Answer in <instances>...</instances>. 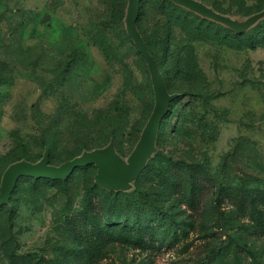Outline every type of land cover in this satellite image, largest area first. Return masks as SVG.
Masks as SVG:
<instances>
[{
    "label": "rangeland",
    "instance_id": "obj_1",
    "mask_svg": "<svg viewBox=\"0 0 264 264\" xmlns=\"http://www.w3.org/2000/svg\"><path fill=\"white\" fill-rule=\"evenodd\" d=\"M119 1L0 0V192L11 165L47 151L59 166L112 143L129 162L155 94ZM192 1L240 27L264 11V0ZM263 23L236 32L142 0L137 28L173 97L146 168L120 191L96 184L95 165L21 178L0 207V264H264L263 30L254 48L237 38ZM107 113L119 119L107 144L94 145L97 128L78 135Z\"/></svg>",
    "mask_w": 264,
    "mask_h": 264
},
{
    "label": "water",
    "instance_id": "obj_2",
    "mask_svg": "<svg viewBox=\"0 0 264 264\" xmlns=\"http://www.w3.org/2000/svg\"><path fill=\"white\" fill-rule=\"evenodd\" d=\"M141 1L130 0L127 30L137 51L147 63L155 94V108L142 133L140 141L129 158V162L124 164L117 158L112 143L105 149L85 152L59 166L51 164L50 152L47 151L44 157L37 163L21 161L11 165L6 170L1 185L0 207L9 205L21 178L65 180L78 168L95 165L97 168L95 176L96 184L107 191H120L128 188L146 168L152 153L156 149L158 133L164 119L168 115L173 97L169 94L165 79L157 62L137 28ZM171 1L192 11L221 21L236 32H245L255 25L259 19L264 18L263 11L251 17L247 24L240 27L229 19L213 14L192 0Z\"/></svg>",
    "mask_w": 264,
    "mask_h": 264
},
{
    "label": "trees",
    "instance_id": "obj_3",
    "mask_svg": "<svg viewBox=\"0 0 264 264\" xmlns=\"http://www.w3.org/2000/svg\"><path fill=\"white\" fill-rule=\"evenodd\" d=\"M127 0H120L116 5L115 8L118 9V14L120 13V10H123L125 5H126ZM262 31L260 33V36H264V23L262 25H259L256 29H253L252 31L246 33V34H242L240 36H238L237 38L239 40H241V48H254L256 47V41L257 38L254 37V33L258 32V31ZM150 49V48H148ZM151 52V54L153 55V57L155 58V54L153 53V51L150 49L149 50ZM156 60V58H155ZM157 62V60H156ZM158 65V63H157ZM159 67V66H158ZM165 120V119H164ZM164 122V121H163ZM119 123V119L116 118L114 115H112V113H107L105 115H102L96 122H91V121H85L82 122V124L79 126L78 131V135H83V137L88 138L90 135L95 134V129H99L100 133L96 134L95 137H97V141H94V145L96 146H100V145H105L107 144V142L110 140L111 137L116 136L117 135V126ZM163 124V123H162ZM80 136V137H81ZM47 146H50L51 148H54V144L48 140L45 141ZM88 146V144L81 146L80 148H86ZM35 181H45V182H50L52 180H48V179H34ZM19 183V182H18ZM18 185V184H17ZM17 188V187H16ZM195 186H192V192H193V197L191 199V202L193 200V198H195L196 194L198 193L197 191H194ZM16 190V189H15ZM226 189H220V195H224V191ZM15 192V191H14ZM195 192V193H194ZM226 197H227V193L225 192ZM113 195V194H111ZM260 196H262L264 198V191H261ZM112 220H121L122 221V225H121V230L126 232V229L130 228L129 225V219L127 218H123L121 216H114L111 217ZM141 220H143L144 222H146V217L142 218ZM144 226L143 225H139V229H142ZM149 225L147 224V227L145 226V228H148ZM111 232H113L112 230H110ZM177 233V232H175ZM229 248H231V246H227V247H222V249L219 250L218 254L221 253H225Z\"/></svg>",
    "mask_w": 264,
    "mask_h": 264
}]
</instances>
